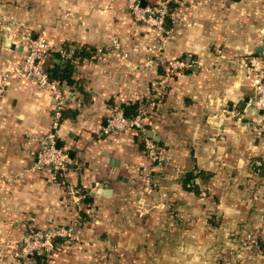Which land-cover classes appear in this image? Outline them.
Returning a JSON list of instances; mask_svg holds the SVG:
<instances>
[{"label":"crops","instance_id":"crops-1","mask_svg":"<svg viewBox=\"0 0 264 264\" xmlns=\"http://www.w3.org/2000/svg\"><path fill=\"white\" fill-rule=\"evenodd\" d=\"M164 30L134 24L125 0H0V76L23 61L26 36L56 49L51 75L70 68L56 79L67 97L59 146L72 160L55 181L26 171L51 99L0 79V249L18 248L28 228L74 225L79 248L54 264H264V116L247 79L264 58V0H171ZM161 59L204 68L177 72L159 97ZM141 106L162 166L136 131L103 133L114 111Z\"/></svg>","mask_w":264,"mask_h":264},{"label":"built area","instance_id":"built-area-1","mask_svg":"<svg viewBox=\"0 0 264 264\" xmlns=\"http://www.w3.org/2000/svg\"><path fill=\"white\" fill-rule=\"evenodd\" d=\"M125 3L134 24L159 33H167L164 30V24L169 14L171 0H160L145 6L141 5V0H125ZM24 43L23 61L12 70L3 72L0 79L3 85H6L10 80L24 79L48 91L52 103L50 127L41 139L34 163L26 171L33 173L48 171L52 181H55L58 176L65 177L72 165V160L66 150L59 146V133L67 97L60 81L54 79L46 69L50 55L56 49L43 39H31L28 36L24 37ZM111 44L113 48H119L117 40H112ZM154 49L155 47H149L147 50L150 53ZM96 52L100 53L101 49H97ZM75 53L74 49L60 50L61 59L64 62L74 61ZM151 63L152 61L148 59L146 65L148 66ZM158 63L164 68L162 77L156 83L159 97L165 94L169 79L177 72L198 71L204 68L202 64L188 62L184 59H161ZM247 79L251 83L254 92V98L250 101V104L264 116V58L255 75H248ZM144 115L145 108L142 106L136 110L133 116H127L121 109L116 110L107 120L103 133L136 131L142 138L143 150L147 159L155 166H162L166 163L165 155L158 149L153 140L144 138L145 132L142 124ZM58 239H63L66 242H78L79 237L75 232L74 225L66 228H52L48 231H35L28 228L24 237H22L19 250L14 253V258L18 260L28 259L36 253H43L47 256L56 250Z\"/></svg>","mask_w":264,"mask_h":264},{"label":"rangeland","instance_id":"rangeland-1","mask_svg":"<svg viewBox=\"0 0 264 264\" xmlns=\"http://www.w3.org/2000/svg\"><path fill=\"white\" fill-rule=\"evenodd\" d=\"M10 3V2H9ZM8 3V4H9ZM66 228V227H65ZM7 234V233H6ZM10 234V232H8V235ZM24 237V234L23 236ZM21 242H22V239H21ZM57 245L59 246L60 244H62L63 246H68V249H64L63 251H60L61 248H58L56 249L54 252L50 253L49 255H47V258H49L48 260L51 262V264H54L53 262V259L55 257V255H58V254H65V255H71L74 253V249L75 247L78 249L79 246H80V242H74V241H64L63 239H58L57 241ZM21 244L19 245V247H15V249H4V248H1L0 249V264H8L9 262L7 261H10L11 263L10 264H33L32 260H29L27 258H24V259H21V260H18L16 258H14V253L19 250Z\"/></svg>","mask_w":264,"mask_h":264},{"label":"trees","instance_id":"trees-1","mask_svg":"<svg viewBox=\"0 0 264 264\" xmlns=\"http://www.w3.org/2000/svg\"><path fill=\"white\" fill-rule=\"evenodd\" d=\"M80 56H81V54H80ZM64 72H65V74H62L60 76L52 75V77L54 79H56L58 77L57 79H65V80H67L69 78L70 68L67 67ZM132 112L133 111H131L130 114H132ZM125 114L128 116L127 112ZM192 177H193L192 175H188V176L185 175V177H184V179L182 181V185H183V187L185 189L189 188V187H187V184H188L187 182H188V179L192 178ZM46 257L47 256L45 254H43V253H36L33 256H31V259L34 262V264H48V262L46 260Z\"/></svg>","mask_w":264,"mask_h":264},{"label":"water","instance_id":"water-1","mask_svg":"<svg viewBox=\"0 0 264 264\" xmlns=\"http://www.w3.org/2000/svg\"><path fill=\"white\" fill-rule=\"evenodd\" d=\"M141 5H142V6H145V5H146V2L143 1V0H141ZM148 135H149V137H151V138H153L154 140H156V138H154V137L152 136V133H151L150 131L148 132Z\"/></svg>","mask_w":264,"mask_h":264}]
</instances>
